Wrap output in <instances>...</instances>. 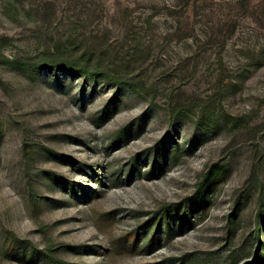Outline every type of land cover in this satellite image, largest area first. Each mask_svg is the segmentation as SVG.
<instances>
[{
    "label": "rangeland",
    "instance_id": "374dc122",
    "mask_svg": "<svg viewBox=\"0 0 264 264\" xmlns=\"http://www.w3.org/2000/svg\"><path fill=\"white\" fill-rule=\"evenodd\" d=\"M0 38V264H264V0H0Z\"/></svg>",
    "mask_w": 264,
    "mask_h": 264
},
{
    "label": "trees",
    "instance_id": "16d2710c",
    "mask_svg": "<svg viewBox=\"0 0 264 264\" xmlns=\"http://www.w3.org/2000/svg\"><path fill=\"white\" fill-rule=\"evenodd\" d=\"M198 1H204V0H198ZM238 2L247 4V0H238ZM166 10L169 11V17L174 18V19L176 18L175 22H179V25L177 23L175 34H179L180 38H184L188 32L184 30V28L180 27V20H179L180 13L177 10H174L172 7H166ZM153 17H154L153 15H150L148 18L144 19L142 22H141V18L138 17V22H141L142 25L138 26V24L136 23L135 26L132 28V30L135 31L136 36L132 38L131 44L129 45L130 50L133 52L129 54L130 59L127 61V64L129 65L132 64V62H134V59L137 55V52H139V49H143V47L145 48L144 38H143V36L145 35L142 36V34L146 32L144 26L146 25L150 26V29H151ZM227 26L228 27L225 28L226 29L225 33L221 35H216V37L208 36L207 33L205 32L203 35L205 36L206 40H205L203 47L200 48L202 50L199 51L198 55H196L195 57L192 56V57L181 60L180 62L176 64L175 67L170 68L169 72L189 71L190 64L194 63L196 66H199L201 63H204V62L210 63V65L214 66V70L229 69L225 62L223 50H225V47L227 45L226 44L227 40L231 38L237 31V28H236L237 22H233V24L227 25ZM0 42H1V38H0ZM216 43L218 44L221 51H219L216 54H213V48L215 47ZM67 64L69 67H66L65 69H63V71L70 77H76L77 75L97 76V75L107 74L96 63V58L94 57V55H91V56L82 55V56L76 57V59L74 60L72 59V61L71 60L67 61ZM112 66L113 68L114 67L116 68L117 65L116 66L112 65ZM108 71H112V69L109 68ZM221 94L222 92L217 93V95H215V97L213 96L212 99L217 100V98L219 97L221 98L222 96ZM210 103H213V101H211ZM220 170H221L220 168L218 170L217 169L211 170V172L206 177L207 185L209 184V182L214 183L213 180L220 175ZM206 184L203 185V187H200V191L196 198V203H197L196 205H200L205 202V196L208 190L206 189V186H207Z\"/></svg>",
    "mask_w": 264,
    "mask_h": 264
}]
</instances>
